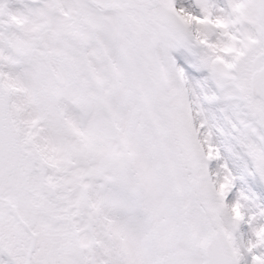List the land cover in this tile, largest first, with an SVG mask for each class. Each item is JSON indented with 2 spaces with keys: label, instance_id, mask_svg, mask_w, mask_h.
I'll use <instances>...</instances> for the list:
<instances>
[{
  "label": "snow or ice",
  "instance_id": "6c2138e0",
  "mask_svg": "<svg viewBox=\"0 0 264 264\" xmlns=\"http://www.w3.org/2000/svg\"><path fill=\"white\" fill-rule=\"evenodd\" d=\"M0 264H264V0H0Z\"/></svg>",
  "mask_w": 264,
  "mask_h": 264
}]
</instances>
